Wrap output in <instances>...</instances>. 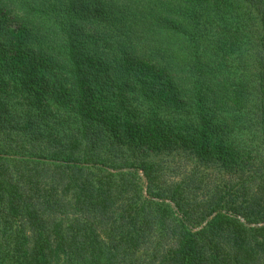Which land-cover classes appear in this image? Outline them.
Returning a JSON list of instances; mask_svg holds the SVG:
<instances>
[{
    "label": "trees",
    "instance_id": "1",
    "mask_svg": "<svg viewBox=\"0 0 264 264\" xmlns=\"http://www.w3.org/2000/svg\"><path fill=\"white\" fill-rule=\"evenodd\" d=\"M0 264H264V0H0Z\"/></svg>",
    "mask_w": 264,
    "mask_h": 264
}]
</instances>
